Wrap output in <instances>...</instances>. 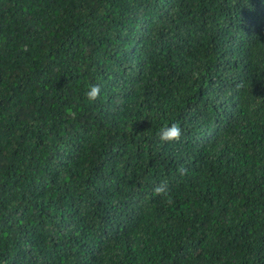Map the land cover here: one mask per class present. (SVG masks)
I'll list each match as a JSON object with an SVG mask.
<instances>
[{
  "label": "trees",
  "instance_id": "1",
  "mask_svg": "<svg viewBox=\"0 0 264 264\" xmlns=\"http://www.w3.org/2000/svg\"><path fill=\"white\" fill-rule=\"evenodd\" d=\"M0 264H264V0H0Z\"/></svg>",
  "mask_w": 264,
  "mask_h": 264
},
{
  "label": "clouds",
  "instance_id": "2",
  "mask_svg": "<svg viewBox=\"0 0 264 264\" xmlns=\"http://www.w3.org/2000/svg\"><path fill=\"white\" fill-rule=\"evenodd\" d=\"M101 89L98 85H90L88 91L86 92V96L89 101L94 102L100 95ZM66 114L70 115L72 118H75L76 113L72 111L71 108L66 109ZM160 139L165 142H174L178 141L182 135V128L178 123H173L170 126L166 125L160 130ZM167 185L162 183L160 186L154 189V193L159 195L166 192ZM171 202L170 200L168 201Z\"/></svg>",
  "mask_w": 264,
  "mask_h": 264
}]
</instances>
